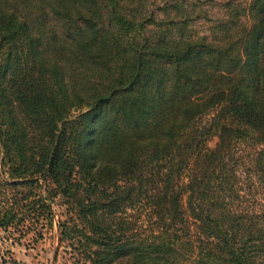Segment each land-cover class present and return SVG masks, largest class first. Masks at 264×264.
<instances>
[{
  "label": "trees",
  "instance_id": "obj_1",
  "mask_svg": "<svg viewBox=\"0 0 264 264\" xmlns=\"http://www.w3.org/2000/svg\"><path fill=\"white\" fill-rule=\"evenodd\" d=\"M224 7L0 0V228L60 201L72 264H264V0Z\"/></svg>",
  "mask_w": 264,
  "mask_h": 264
},
{
  "label": "rangeland",
  "instance_id": "obj_2",
  "mask_svg": "<svg viewBox=\"0 0 264 264\" xmlns=\"http://www.w3.org/2000/svg\"><path fill=\"white\" fill-rule=\"evenodd\" d=\"M170 0H145V9L155 19L164 17L159 6ZM181 4L189 6L193 11L194 19L191 29L199 35L208 34L210 21H217L227 17L224 5H247L251 0H178ZM199 13V14H198ZM195 15H202L196 17ZM213 113L203 118L208 120ZM214 138L210 145L216 142ZM259 199L260 194H254ZM1 199V197H0ZM53 221L51 224L33 227L0 228V264H72L69 248L58 246L57 221L67 217L66 206L60 201L53 204ZM29 229V230H28Z\"/></svg>",
  "mask_w": 264,
  "mask_h": 264
},
{
  "label": "water",
  "instance_id": "obj_3",
  "mask_svg": "<svg viewBox=\"0 0 264 264\" xmlns=\"http://www.w3.org/2000/svg\"><path fill=\"white\" fill-rule=\"evenodd\" d=\"M75 111H77V110L75 109Z\"/></svg>",
  "mask_w": 264,
  "mask_h": 264
}]
</instances>
